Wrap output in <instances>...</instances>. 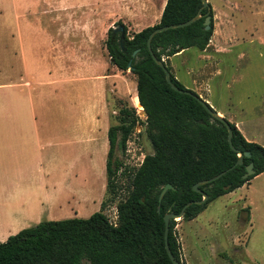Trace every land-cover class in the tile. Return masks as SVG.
Masks as SVG:
<instances>
[{
	"label": "trees",
	"instance_id": "1",
	"mask_svg": "<svg viewBox=\"0 0 264 264\" xmlns=\"http://www.w3.org/2000/svg\"><path fill=\"white\" fill-rule=\"evenodd\" d=\"M200 7V0H165L157 23L130 36L125 34L126 27L116 21L113 25L122 27L121 47L120 33L108 27L104 41L107 56L117 69L129 70L136 77L135 95L144 111L152 153L144 155L134 170H119L121 162L113 158L114 146L123 151L130 130L138 122L120 108L116 124H110L106 131L104 170L108 198H103L99 209L87 217L40 220L9 235L0 242V264H172L164 248L163 215L178 214L186 202L200 200L202 193L206 194L202 202L184 208L180 218L190 220L208 202L264 170V148L246 140L234 123L223 118L231 129L230 148L223 123L212 117L196 98L172 89L147 50L146 37L153 28L186 21ZM199 14L187 25L155 33L150 40L153 55L161 59L189 47L203 50L212 33L210 5L202 7ZM205 16L210 18L207 29L203 25ZM169 80L178 89L198 96L170 71ZM245 151L249 156L243 155ZM238 153L241 164L229 168ZM249 162L253 173L241 178ZM225 169L228 170L218 178L199 184V192L192 189L194 183ZM118 172L127 178V193L115 203V218L110 221L103 207L106 200L116 197ZM165 183L172 188L158 199ZM174 224V219L169 218L166 241L172 256L182 264Z\"/></svg>",
	"mask_w": 264,
	"mask_h": 264
},
{
	"label": "crops",
	"instance_id": "2",
	"mask_svg": "<svg viewBox=\"0 0 264 264\" xmlns=\"http://www.w3.org/2000/svg\"><path fill=\"white\" fill-rule=\"evenodd\" d=\"M114 1L118 12L102 26L103 36L116 21L133 33L157 23L165 3ZM32 2L29 10L38 12ZM49 3L45 11H54ZM7 5V0H0V242L40 220L78 217L84 212L83 205L94 201L84 190L89 144L94 147L99 141V98L107 84L112 85L115 69L113 64L109 67L108 56H99L94 50L97 30L89 38L83 34L84 41L73 47L77 40L71 31L49 35L39 20L23 21L24 14H9ZM93 68L96 72L89 75ZM89 80L94 87L90 94ZM228 121L246 140L264 148V136L246 135L232 115ZM103 126L107 131L105 119ZM107 146L105 138L103 164ZM254 180L255 199L250 188ZM241 187L246 191L240 201L245 222L234 244H241L244 258L240 262H253V241L264 248V170L212 201ZM100 201L101 197L97 203ZM251 208L259 216L255 230L249 224Z\"/></svg>",
	"mask_w": 264,
	"mask_h": 264
},
{
	"label": "rangeland",
	"instance_id": "3",
	"mask_svg": "<svg viewBox=\"0 0 264 264\" xmlns=\"http://www.w3.org/2000/svg\"><path fill=\"white\" fill-rule=\"evenodd\" d=\"M207 2L212 12V33L207 46L203 50L189 47L172 56L162 57L161 60L185 88L205 97L206 103L214 111L220 112L224 119L228 121L229 115H232L240 122L239 127L246 135L262 137L264 0H207ZM7 3L9 14L13 16L24 14L21 18L23 21L39 20L41 29L49 35L55 34V31V35L58 31H71V36L77 40L73 47H79V41H84L83 34L89 38L94 31H99L94 34V50L99 56H107L104 41L108 28L104 36L101 31L107 19L118 12L114 0H33L32 5L38 12L33 8L29 10L31 0H7ZM47 3L50 8L54 7V11H45ZM53 21L55 23H52ZM132 33L133 30L125 29L127 36ZM61 35L64 36V33ZM107 60L109 67H113L109 58ZM114 68L113 83L107 84L104 96L99 98L98 145L93 147V144H89V166L84 190L93 196L94 201L84 204V214L78 217L84 218L97 211L99 209L97 199L100 197L101 200L108 198L105 193L102 163V159L104 160L102 147L106 138L104 119L109 125L116 124L117 111L123 108L138 121L130 130L123 151L114 146L113 158L121 162L119 170L124 168L134 170L144 155L152 153L144 121L140 120L136 111L138 109L135 95L136 77L129 70L120 71ZM95 72L94 68L88 71L89 75ZM93 88L92 81L89 80V94ZM256 182L257 180L251 181L250 186L254 189L253 199ZM115 184L116 197L106 200L103 207V213L110 221L115 218V203L127 193L126 176L118 172ZM244 192L246 193L245 187H241L225 197L208 202L205 208L190 220L174 218V232L182 264H264V248L257 247L255 240L250 249V254L255 259L253 262H240L244 258L241 244H234V238L239 235V229L245 222L243 209L240 207ZM257 219L259 216L255 208H251L249 215L251 229L255 230L257 227Z\"/></svg>",
	"mask_w": 264,
	"mask_h": 264
},
{
	"label": "water",
	"instance_id": "4",
	"mask_svg": "<svg viewBox=\"0 0 264 264\" xmlns=\"http://www.w3.org/2000/svg\"><path fill=\"white\" fill-rule=\"evenodd\" d=\"M201 1V7L197 10L196 12V15L192 18H189L188 20L186 21H183V22H179V23H176V24H169V25H164V26H158V27H155L153 28V30H151L149 32V34L147 35L146 37V41H145V44H146V47H147V50L151 56V58L153 59V61L163 70L164 72V77H165V80L167 83H169V85L171 86L172 89L176 90V91H179V92H183V93H186V94H189L191 96H193L194 98H196L201 104L202 106H204V108L206 109V111L214 118L220 120L223 125L225 126L226 128V131H227V134H226V140H227V143L229 145L230 148H232L231 146V142H230V138H231V129L229 127V124L223 119V117L221 115H219L216 111H214L204 100H202L200 97L194 95V94H191V92L187 91V90H180L178 89L177 87L173 86L171 83H170V80H169V71L166 69L163 61L161 59H157L151 49H150V40L152 38V36L157 33V32H160V31H163L165 29H169V28H174V27H181V26H184V25H187L189 23H191L195 18L199 17L200 14V9L202 7H205L207 5V0H200ZM209 21H210V18L209 16H205L204 20H203V25H204V29H207L209 27ZM113 29V32H116L118 31L120 33V39H119V46L121 47L122 46V27L121 26H114L112 27ZM137 108H139L138 110V115L140 116V118L142 119H145V116H144V111L142 109V107L140 106V104L138 103L137 105ZM198 123H200L201 121L200 120H197ZM244 156H249V153L247 151H245L243 153ZM238 164H241V154L238 153V158L237 160L229 167H233L234 165H238ZM228 168V169H229ZM228 169H225L217 174H215L214 176L208 178V179H204V180H201L199 182H196L192 185V189L194 191H197L199 192V190L197 189V186L199 184H203V183H206V182H209V181H212L216 178H218L220 175H222L223 173H225ZM253 173V170H252V163L249 162L247 165L244 166V172L242 173L241 175V178H246L247 176H249L250 174ZM168 188H172L171 184L169 183H165L160 191H159V194H158V199L162 196V194L168 189ZM224 188H227V186H224ZM206 198V194L202 193V198L200 200H193V201H188L186 202L180 212L178 214H172V213H166L163 215V223H164V230H163V236H164V248H165V251L167 253V256L169 258V260L171 261L172 264H179V262H177V260H175V258L172 256L169 248H168V245H167V241H166V233H167V229H168V220L169 218H180L181 217V214L183 213V210L186 206H188L189 204L191 203H200L202 202L204 199Z\"/></svg>",
	"mask_w": 264,
	"mask_h": 264
},
{
	"label": "built area",
	"instance_id": "5",
	"mask_svg": "<svg viewBox=\"0 0 264 264\" xmlns=\"http://www.w3.org/2000/svg\"><path fill=\"white\" fill-rule=\"evenodd\" d=\"M139 110V108L138 109H136V111H138ZM145 116V115H144ZM138 117H140V116H138ZM140 120H142V121H144L145 119H142V118H140Z\"/></svg>",
	"mask_w": 264,
	"mask_h": 264
},
{
	"label": "flooded vegetation",
	"instance_id": "6",
	"mask_svg": "<svg viewBox=\"0 0 264 264\" xmlns=\"http://www.w3.org/2000/svg\"><path fill=\"white\" fill-rule=\"evenodd\" d=\"M137 131H139V129Z\"/></svg>",
	"mask_w": 264,
	"mask_h": 264
}]
</instances>
